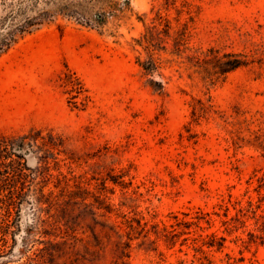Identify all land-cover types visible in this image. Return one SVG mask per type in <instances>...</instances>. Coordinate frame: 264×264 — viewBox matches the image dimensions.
I'll use <instances>...</instances> for the list:
<instances>
[{
  "label": "rangeland",
  "instance_id": "rangeland-1",
  "mask_svg": "<svg viewBox=\"0 0 264 264\" xmlns=\"http://www.w3.org/2000/svg\"><path fill=\"white\" fill-rule=\"evenodd\" d=\"M165 1L130 0L104 31L58 19L0 58V133L28 136L24 159L32 178L16 222L13 214L14 235L3 240L0 233V264H199L203 254L192 240L199 245V235L212 233L225 238L221 251L204 249L212 264H264V154L245 143L252 133L264 140V0ZM157 13L171 23L173 37L155 56L159 69L146 74L137 63L146 55L135 40ZM182 24L190 40L177 55L173 38ZM209 47L244 53L252 62L211 84L186 58ZM67 70L83 94L65 85ZM192 99L209 101L227 122L216 115L193 122ZM237 137L243 141L235 145ZM59 174L80 177L92 192L103 178L123 176L130 186L106 182L114 188L107 196L115 213L142 218L147 229L171 231L174 217L192 222L199 212L209 221L185 231L190 234L173 248L163 240L151 244L150 233L121 258L114 239L100 233V218L59 197ZM110 221L124 228L116 215ZM65 222L81 241L66 240L51 257L49 242L62 243ZM94 233L101 244L90 254L83 246L96 244Z\"/></svg>",
  "mask_w": 264,
  "mask_h": 264
},
{
  "label": "trees",
  "instance_id": "trees-1",
  "mask_svg": "<svg viewBox=\"0 0 264 264\" xmlns=\"http://www.w3.org/2000/svg\"><path fill=\"white\" fill-rule=\"evenodd\" d=\"M165 3L174 5L175 0H172L171 3L166 0ZM129 7L130 0H0V58L26 35L32 34L44 25L58 19L73 21L90 29L104 31L111 19L117 18ZM182 7H185V5H182ZM182 12L183 10H177V15H181ZM155 21L158 24H155ZM159 27H162V29H159ZM171 31H173L171 23L163 18L160 13H157L154 22L145 26L144 32L139 39L135 40L146 55L145 60L137 58L138 66L146 74L154 73L159 69L160 62L155 56L160 50H165V39L173 37ZM174 34L172 52L181 55L187 49L190 40L187 24H182L181 29L174 32ZM250 57L244 53L225 52L220 48L209 47L205 51L198 49L194 55L186 58L192 67L199 69L203 79L215 84L224 81L228 74L248 66L252 62ZM64 83L70 88V92L76 91L77 94H83V84L69 70L65 73ZM150 83L154 89L161 90L163 88L161 82L151 81ZM190 108L193 122L210 117V115H216L219 119L227 122L224 115L218 112L209 101L205 103L200 99H192ZM252 135L253 139L245 141L246 145L255 147L264 154V140L257 133H252ZM191 138L193 137L191 136ZM27 139V135L15 136L0 133V214L3 212V218L0 219V233L4 237L3 240L8 235H14V231L10 230L14 224L13 214H15L16 222L21 207L29 200L28 193L32 178L26 173L28 168L24 157L28 152L27 147L31 145L30 142H27ZM232 140L237 145L238 142L243 141V138L237 137ZM47 168L49 167L47 166ZM59 175L60 178H57L55 184V188L60 189L59 197L64 202L88 208L95 217L100 218V233L108 241L114 239L116 246L121 249V258L130 257L134 240H140L138 245L143 246L148 241L150 233L155 236L154 240L150 242L151 244L157 246V242L163 240L169 248H173L180 237L190 234V232L185 231L192 227L202 229L199 225L200 221L207 223L209 221L206 214L199 212L192 222H183L174 217L176 224L171 225V231H167L166 228L159 229L157 225H151V228L147 229L148 224L146 222L142 223V218H128L121 212L115 213L119 209L111 204L110 198L107 196L108 194H114V188L108 187L106 182H110L113 186H119L122 190L130 186V182H124L121 179L123 176L109 175L103 178L99 184L100 188L97 187L96 192H92L88 187L83 186L84 182L80 177L72 175L67 178L63 174ZM70 181H72L74 189L71 188ZM39 193H41V196L37 198V202L41 204V200L45 196L42 188ZM48 196L46 202L52 200L53 193L49 192ZM112 214L123 220L122 225H124V228L110 221ZM63 225L64 232L60 236L63 240L62 243L59 245L49 242L51 245L49 255L51 257L58 253L59 250L57 249L65 244L66 240L81 241L76 238L74 227L67 222ZM175 226L178 228L183 227L185 230L178 231L174 228ZM198 238H200L199 245L197 244L199 242L197 238L192 241L194 251L203 254V257L197 259L199 264H212L205 256L204 249L221 251L224 248L225 238L218 237L214 233L204 237L199 235ZM93 239L96 244L83 246L85 251L90 254H93L94 249L99 248L101 244L98 235L95 233ZM186 241V238L182 239L181 245ZM179 264L183 263L180 262Z\"/></svg>",
  "mask_w": 264,
  "mask_h": 264
}]
</instances>
